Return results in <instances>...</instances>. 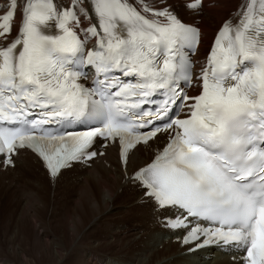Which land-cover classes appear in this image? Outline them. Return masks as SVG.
I'll use <instances>...</instances> for the list:
<instances>
[{
  "label": "snow or ice",
  "instance_id": "obj_1",
  "mask_svg": "<svg viewBox=\"0 0 264 264\" xmlns=\"http://www.w3.org/2000/svg\"><path fill=\"white\" fill-rule=\"evenodd\" d=\"M185 6L199 11L203 0ZM199 37L148 0H4L0 167H15L28 149L55 178L103 155L101 139V148L118 146L126 169L134 151L167 132L129 179L159 208L181 212L166 224L185 232L184 244L264 264V0H241L221 24L197 77L200 93L188 96L181 83L191 85ZM177 102L184 118L170 115ZM81 118L100 126L52 130Z\"/></svg>",
  "mask_w": 264,
  "mask_h": 264
},
{
  "label": "bare ground",
  "instance_id": "obj_2",
  "mask_svg": "<svg viewBox=\"0 0 264 264\" xmlns=\"http://www.w3.org/2000/svg\"><path fill=\"white\" fill-rule=\"evenodd\" d=\"M206 1L208 3L199 11L193 12L186 6H183L182 11L189 20L201 18V54L215 28L235 13L241 0H215V3ZM169 2L179 3L182 0ZM163 135L158 134L155 141L150 142V147H140L134 151L130 155L126 169L119 161L117 146L110 144L102 156L94 159L92 165L72 168L68 174L65 171L61 177L69 176L70 179L65 186L64 196H71L70 202L45 200L44 191L50 181L47 180L39 161L31 153H24L16 168H0V188L6 190L12 186V191L19 198L27 195L29 201L25 207L32 209L34 221L54 223V215L47 217L48 215L42 214L47 202L49 205L53 203V208L62 205L65 208V224L60 235L55 234V237L46 229L42 235L38 229H33L34 244H40L36 245L38 263L42 258H47L42 264H239L238 253L232 256L216 252L215 256L210 258L205 257L208 252L205 249L183 253L184 247H181L179 242L170 238L165 239L164 235L168 230L159 226L157 214L153 212L150 202L137 201L141 191L127 182L126 170L129 173L149 161L161 146ZM60 180H57L56 186ZM21 191L23 195H20ZM120 214L122 216L127 214L129 218L119 219ZM115 215L117 219L113 220ZM22 219L35 226L30 217ZM141 233L142 239L135 240L134 248H124V254L116 258L111 256V252L116 251L118 254L121 251V244L125 245L136 239ZM157 233H160L161 237L156 236ZM126 236L128 239L124 241ZM94 242L98 243L97 246ZM102 242L104 243L101 244ZM159 247L162 248V252L159 251ZM22 255L26 264H38L36 260H28L26 254Z\"/></svg>",
  "mask_w": 264,
  "mask_h": 264
},
{
  "label": "rangeland",
  "instance_id": "obj_3",
  "mask_svg": "<svg viewBox=\"0 0 264 264\" xmlns=\"http://www.w3.org/2000/svg\"><path fill=\"white\" fill-rule=\"evenodd\" d=\"M5 177L7 178L10 176H5ZM69 179H70L69 176L62 178L59 181V184L55 186L54 188L53 186L49 184L50 183L49 182L48 183L49 186H46L45 191H44L45 200L48 202L51 199H53L55 202L57 201L61 202L63 200L70 202L72 200L71 196H67V195L64 196V189ZM16 187L19 188L18 186ZM11 188L13 189L12 186ZM11 188H8L6 190L0 188V261L5 262V263L0 262V264H26L24 262L22 254H26V257L28 258V260L30 261L36 260L38 263V255L36 254V252L38 251H37L36 245L39 246L40 244L39 243H36V245L34 244L33 229H38L40 233H42V235L45 229L51 232L53 235L55 234L60 235L61 231L63 230V226L65 224V215H64L65 208L63 205L58 206L57 208H53V205H52L53 203L49 205V203L47 202L46 207L42 209V214L43 216L48 215L47 217H51V215H54L55 216L53 218L54 223H47L45 221H36V220L34 221L32 219L33 218L32 209L29 207L28 208L25 207L26 202L29 201L28 196L27 195L24 196L22 194L23 191H21L19 193L20 195H23V196L19 198V196L15 194V192L12 191ZM56 188L58 189L57 191H56ZM50 206L51 208H49ZM25 217L26 218L30 217L31 220L35 223V226L33 227V224L27 223L26 219L25 220L22 219ZM116 217L117 216L115 215V217H113L112 219L116 220L117 219ZM127 217H128L127 214L124 216L120 214L118 218L128 219L129 217L128 218ZM129 235L128 237H130ZM156 236L161 237V234L157 233ZM128 237L127 236L124 237L123 240L126 241ZM141 239H142V233L138 234L136 239L134 240L132 239L130 242L126 243L125 245L121 244L120 246H121L122 252L119 251V253L117 254V252L115 251V252H111L110 254L120 256L121 254H124L123 253L125 251L124 248H128V249L134 248L136 245L135 240L140 241ZM160 240H162V238H160ZM103 243L104 242H102L101 244ZM94 244L97 246L98 243L94 242ZM67 247L68 246H66V248ZM161 247L158 248L160 252H162ZM116 256H113V257L116 258ZM158 258L159 257H157V259ZM46 259L47 258H42L41 260H39L38 264H42L44 260Z\"/></svg>",
  "mask_w": 264,
  "mask_h": 264
},
{
  "label": "trees",
  "instance_id": "obj_4",
  "mask_svg": "<svg viewBox=\"0 0 264 264\" xmlns=\"http://www.w3.org/2000/svg\"><path fill=\"white\" fill-rule=\"evenodd\" d=\"M212 25V24H211ZM213 26V25H212Z\"/></svg>",
  "mask_w": 264,
  "mask_h": 264
}]
</instances>
